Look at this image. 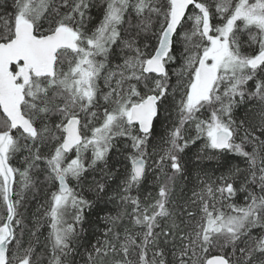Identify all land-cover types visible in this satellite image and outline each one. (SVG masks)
Here are the masks:
<instances>
[{"label":"snow or ice","instance_id":"6c2138e0","mask_svg":"<svg viewBox=\"0 0 264 264\" xmlns=\"http://www.w3.org/2000/svg\"><path fill=\"white\" fill-rule=\"evenodd\" d=\"M0 264H264V0H0Z\"/></svg>","mask_w":264,"mask_h":264}]
</instances>
